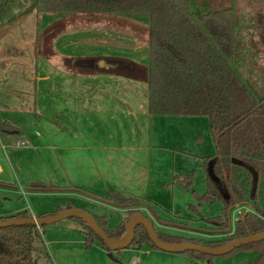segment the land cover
I'll return each mask as SVG.
<instances>
[{"label":"crops","instance_id":"crops-1","mask_svg":"<svg viewBox=\"0 0 264 264\" xmlns=\"http://www.w3.org/2000/svg\"><path fill=\"white\" fill-rule=\"evenodd\" d=\"M185 1L188 7L202 13L209 12L213 7L232 9V66L252 94L257 99H264V0ZM115 14L120 15L115 16H119L118 20L127 32L130 30L137 34V37L132 39L134 41L108 35L104 28L100 29L104 37H97L89 35L91 30L96 28L77 29L73 28L72 24L65 28L63 24L55 31L56 50L47 54L41 51L37 64L34 63L35 66L30 69V83L26 84V90L11 81L14 77L0 75V121L9 122L0 130L10 136L9 138H16V144L25 145L23 152L29 165L41 166L43 169L45 166L47 170L52 166V171L49 170L50 173L45 178L43 175H29L30 184L26 189L33 196L62 194L69 197L83 194L80 201L84 204L95 206L105 203L126 211L127 214L121 221L129 216L130 208L114 206L98 199L94 194L105 195L108 190L124 191L149 202L139 205L138 208L140 213L152 220L155 230L167 232L165 229L172 228L189 235L193 233L196 235L193 237L197 239L216 240L226 233H218L214 229L212 218L216 214L202 213L201 209H207L205 206L209 204H204L196 212L190 211L189 214H183L181 209L170 211L159 204V200H165L167 203H164V206H167L169 199L173 204L174 194H170V190L177 187V184H173L175 175L192 174L195 166H203L204 154L199 152L200 146L192 145L191 137L183 140L172 131L184 127V135H187L193 129L190 125L193 123L195 126H201V131L195 132L199 133L195 139L198 141L205 136L207 140L208 116L151 115L148 112L150 17L148 14ZM26 15L20 16L18 22ZM64 17L65 14L51 15L42 12L38 21V17L32 16V19L35 18L34 25L27 42L32 47L35 32H43L44 26L49 22H54L56 18L57 22H61ZM18 28L19 25L16 29ZM82 31L88 34L79 35ZM78 36L88 41L86 46L80 44ZM90 37L93 39L89 42ZM32 49V53H35V48ZM15 59L17 60L16 57ZM181 151H185V156H192L193 161L189 165L182 160L177 162V158L183 156ZM2 171L3 165L0 163V173ZM170 183V190L165 189ZM187 200L182 204H186ZM62 201L64 202V199ZM189 204H195V201L188 202L187 207ZM158 207L162 208L166 215L170 214L171 218L175 217L173 219L194 222L189 215H199L198 219L203 218L212 230L200 232L174 226L156 228V220L150 216V212L159 220L158 216H163L158 212ZM243 207L234 209L237 210V216L231 217L232 222L247 211L242 212ZM248 207L251 208L250 205ZM142 209L148 210L149 213L141 211ZM220 209L221 204L217 215ZM18 213L21 211L18 210L15 214L1 213L0 218H9ZM38 215L41 214L30 216ZM71 220L81 230L83 240L80 242L84 247L82 226ZM93 247L101 248L109 255L99 242H95ZM133 247L142 250L141 253L146 250L148 255L155 250L145 244ZM116 252L121 253V250ZM254 252L257 251H252ZM172 254L174 256L169 258L151 259H156L159 264H207L206 261H198L185 254ZM113 255L109 256L117 262L120 258ZM255 256L247 258L244 263L249 264L257 258ZM131 259L129 264L142 262V258Z\"/></svg>","mask_w":264,"mask_h":264},{"label":"trees","instance_id":"trees-1","mask_svg":"<svg viewBox=\"0 0 264 264\" xmlns=\"http://www.w3.org/2000/svg\"><path fill=\"white\" fill-rule=\"evenodd\" d=\"M14 0H0V21ZM19 2V0H18ZM38 11L58 14L128 13L148 14L149 68L147 110L151 115H207L215 152L202 156L206 170L205 191L193 193L195 204L188 208L196 212L204 204H221L220 213L212 218L215 230L226 233L220 240H201L155 230L167 242L191 241L215 246L250 234L264 231V209L258 204L260 181L264 180V99H257L232 66L234 56L232 9L213 7L202 13L191 9L185 0H32ZM28 8L24 11H30ZM9 122L0 121V128ZM211 170V175L209 174ZM221 181L222 192L213 177ZM173 184L185 189L193 184L192 174H178ZM56 189L55 187H52ZM95 197L118 207L147 204L145 198L124 191L108 190ZM150 205V204H149ZM250 205L252 211L239 215L232 224L231 213L237 207ZM152 207V206H151ZM71 208L69 205L65 209ZM58 207L56 212L60 211ZM140 210H129V216ZM21 212L13 217H29ZM44 214L38 215L43 217ZM129 216L114 229L105 228V216H94L98 225L111 237L119 238L126 231ZM82 226L84 248L99 242L111 251L82 219L69 217ZM8 218H0L5 220ZM161 222H164L158 216ZM33 224L0 228V264H37L32 255L38 238ZM147 245L160 250L150 240L142 225L135 228L130 245ZM130 245L127 247L129 248ZM257 251L249 264H264V239L217 255L235 251ZM120 251V250H118ZM113 255V253H111ZM185 254L198 261L213 264V255L188 250ZM114 256V255H113Z\"/></svg>","mask_w":264,"mask_h":264},{"label":"rangeland","instance_id":"rangeland-1","mask_svg":"<svg viewBox=\"0 0 264 264\" xmlns=\"http://www.w3.org/2000/svg\"><path fill=\"white\" fill-rule=\"evenodd\" d=\"M32 4V0H19V2L18 0L12 1L9 5V9L4 15L3 20L0 21V75H10L9 77H14L11 78V81L18 83L17 86L21 89L26 90V87L28 85L27 83H30V80H28L30 69L35 66L34 63L37 64L40 58V52L43 51L47 54L51 51L56 50L55 31H57L58 27L63 24L66 26L65 28H67L68 24H72L74 26L73 28L77 29L96 28V30L94 31L91 30L92 33H90L89 35H94L97 37H99L98 35H103L102 37H104V34L100 33L102 32V30L100 29L103 28L108 35H117L121 40L128 39L129 41H134L132 39H135L134 37H137L136 33H132L130 30L127 32L125 26L119 22V14L66 13V17H64L65 19L61 18V22H57L58 20L56 18L54 19V22H49V24L44 26L43 32L38 31L34 33V43L32 44V47L35 48V53H32L33 49L27 42V38L31 35L34 25L35 18L32 19V16L36 18L38 17L37 20L39 21L41 19L40 14L42 13V11H38L35 7H33ZM28 8H30L31 10L23 14L24 11ZM48 13L51 15L57 14L52 12ZM23 15L26 16L23 17V20H21V22H18L20 16ZM15 21L18 22V29H16L18 25H16ZM86 34H88V32L82 31V33L79 35ZM78 39H80V44L84 46H86V43H88V41L81 36H78ZM92 39L93 38L90 37L89 42L92 41ZM15 57L17 58V60L15 59ZM21 66L23 68H20ZM22 69H24V71ZM19 106L22 105L19 104ZM190 125L193 127V129L190 130L187 135H184V127L177 128L172 132H174L177 137H180L183 140H188V138L191 137L192 145L196 144L197 147L200 146L199 152H202L204 156L206 154H213L215 151V145L210 134L209 122L206 132L207 140H205L204 136L203 139L197 141L195 138L199 133L195 134V132L201 131V126H195L193 123H191ZM9 137L10 136H7L5 132L0 130V163H2L3 165V171L0 173V215L1 213L15 214L18 210L21 212L26 211L30 215H37L39 213L54 214L58 207L63 210L66 206L69 205L70 207L80 208L94 216H105L107 220L106 228L108 230H112L118 225L122 217L127 214L126 211L120 210L118 208H113L111 205L105 203H99L95 206L84 204L80 201L84 196L83 194H81L80 196L70 195L69 197L62 194H43L33 196V194L26 189L30 184V181L28 180L30 179L29 175H31V177L32 175L36 174L38 176L43 175V177L45 178V176L50 173L48 171H52V166H49V170H47V167L45 166L43 169V167L41 166L35 167L29 165V161L26 157H24L25 155L23 150H25V145L16 144V138ZM147 141L148 140H146V142ZM180 153L183 156H180V158L178 157L177 162H180V160H182V162H185L189 165V163L193 161V158H191L192 156H185L187 155L185 154V151H181ZM192 166H194V164ZM55 176H57V174ZM205 179L206 170L204 169V166H195V171L193 172L194 184L192 188L185 189L180 187L179 185H176V188L173 187L170 190L169 187L172 186V183H170L165 187V189H169L170 194H174V200L172 201L173 204H171L169 198H167L169 199L167 206H164V203H167L165 200H159V204H161L164 209L170 211H173V209H181L183 214H189L190 210L187 207V203L195 201L193 192H204L206 183ZM257 193V204L263 209L264 180L260 181ZM63 199L64 202L62 201ZM186 199H188L187 202H185L186 204H182L184 203L183 201H186ZM177 204L182 206L179 207ZM175 205L177 207H175ZM205 207H207V209ZM205 207V209H201L204 215H217L218 208H220V203L209 204ZM129 208L131 211H135L137 209L140 210L136 205L130 206ZM159 209L162 210V208L158 207V212L161 214V216L165 217H162V220L164 221L162 223L164 224L159 222V220H157V218L154 217L150 212V216L156 220V228H162V226H174L178 228L196 229L197 231L200 230V232H202L201 230L207 231L211 229V227L207 226L208 223H206L203 218L198 219V217L200 216H195L194 213H191L189 215L190 217H192L190 219H194V222H190L182 219H173L175 217L171 218L170 214L166 215L163 210L160 211ZM243 210L251 211L253 209L249 208L247 205L242 208V212ZM141 211H147L149 213V211L145 209H142ZM243 213H241L240 215H242ZM236 216L237 210H234L231 213V217L234 218ZM233 223L234 221L232 222V224ZM165 230L167 231V233L171 234V232H174V234L184 235L185 237L196 236L193 233L189 235L182 233L179 230L174 231L172 230V228H167ZM38 232L39 236L35 239L32 250V255L36 259L37 264H129L132 260L131 258H142V262L139 264H159L156 259L151 258H169V256H174L172 253L157 249H155L151 254L148 255L146 254V250L141 253L142 250L135 249L133 247L134 245L132 244L129 248L122 249L121 253H117L116 251L114 252L115 257L120 258L117 262H115L101 248H92V246L89 248H84L82 242H80L81 239L83 240L81 230L79 229L78 225H76L70 218H64L48 225L39 226ZM225 236L226 234H223L217 237L216 240H220ZM251 253L252 251L238 250L226 256L213 257L212 262L213 264H245L244 262L247 258H253L254 255H258L257 252H254L252 254Z\"/></svg>","mask_w":264,"mask_h":264},{"label":"water","instance_id":"water-1","mask_svg":"<svg viewBox=\"0 0 264 264\" xmlns=\"http://www.w3.org/2000/svg\"><path fill=\"white\" fill-rule=\"evenodd\" d=\"M209 174L211 175V170H209ZM212 177L216 184L219 186L220 190L224 192V188L222 186L221 181H219L214 176ZM69 217H77L84 220L89 225V227L101 238L103 244L111 251V253L125 249L130 245L135 235V228L138 225L144 226L152 243L157 246L161 251L175 254H179L188 250H193L207 255L217 256L224 253H228L240 246L264 239V231H262L250 234L246 237H240L234 240H230L215 246H206L191 241L167 242L157 236L152 220L140 212L133 213L129 216L128 221L126 223L125 233L121 237L116 238L108 236L104 232V230L100 228L94 215L89 214L86 211L76 207L67 208L57 213L48 214L43 217H13L5 220H0V228L21 224H33L39 227ZM111 253H109L110 256H112Z\"/></svg>","mask_w":264,"mask_h":264}]
</instances>
